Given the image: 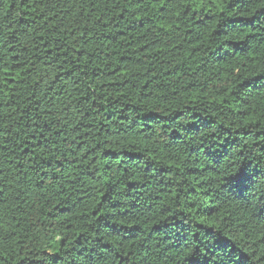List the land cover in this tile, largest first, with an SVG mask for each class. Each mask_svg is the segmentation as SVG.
I'll list each match as a JSON object with an SVG mask.
<instances>
[{
  "label": "trees",
  "instance_id": "1",
  "mask_svg": "<svg viewBox=\"0 0 264 264\" xmlns=\"http://www.w3.org/2000/svg\"><path fill=\"white\" fill-rule=\"evenodd\" d=\"M0 264H264V0H0Z\"/></svg>",
  "mask_w": 264,
  "mask_h": 264
}]
</instances>
